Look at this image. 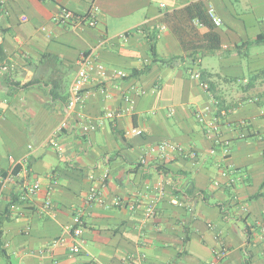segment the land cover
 Wrapping results in <instances>:
<instances>
[{
    "label": "crops",
    "instance_id": "crops-1",
    "mask_svg": "<svg viewBox=\"0 0 264 264\" xmlns=\"http://www.w3.org/2000/svg\"><path fill=\"white\" fill-rule=\"evenodd\" d=\"M196 2L223 20L221 49L197 66L154 63L148 31H158V58L189 55L173 24ZM92 8L94 27L57 21L64 9L80 17ZM0 46V241L9 259L0 253V264H264V0H0ZM85 53L110 77L90 82L87 101L70 109L51 93L70 96ZM205 108L217 132L197 120ZM108 111L123 115L110 121ZM134 128L144 135H127ZM163 141L198 157L154 155L142 165ZM35 182L39 193L23 200ZM93 191L103 203L88 202ZM76 216L80 239L70 231Z\"/></svg>",
    "mask_w": 264,
    "mask_h": 264
},
{
    "label": "built area",
    "instance_id": "built-area-1",
    "mask_svg": "<svg viewBox=\"0 0 264 264\" xmlns=\"http://www.w3.org/2000/svg\"><path fill=\"white\" fill-rule=\"evenodd\" d=\"M96 9L92 8V10L85 16H76L73 12L64 9L61 12V16L58 18V22L62 24H68V23H87L90 27H94L96 25ZM207 14L209 19L212 21V23L217 27H221L223 25V20L218 16L216 13V10L213 6H210L207 10ZM24 21L27 20V18L23 19ZM195 25L202 27L199 21H195ZM122 38H126L125 35L120 36ZM200 62V60L198 61ZM200 64V63H199ZM77 77L72 85L71 91H70V99L68 102V106L70 109H75L77 106L84 104L89 95L90 91L87 88V85L95 81L99 85L105 84L107 80H109L110 74L108 68L100 62L92 53H85L81 56V58L77 62ZM115 75L117 78H126L127 74L124 71L117 70L115 71ZM193 77L201 80V73L200 71H194L193 72ZM201 87L205 90L208 91L210 90V86L207 82H201ZM130 103L132 101L130 98L126 99ZM211 112L209 108H205L202 111L197 112V120L204 124L207 129L210 131L217 132L218 131V123L213 122V121H208V115ZM123 112H114V111H108L106 113V119L110 121H115L118 118L122 117ZM79 128L84 132V133H91L95 132L97 130L96 126H86L84 124H78ZM127 135H136V136H143L144 132L139 129H132L127 132ZM220 140L218 139L217 142ZM171 154H177L181 157H184L186 159H196L198 157V152L194 150H186L185 148L174 144L172 142L168 141H163L158 143L157 145L153 146L150 149L149 154L143 156L141 158V164L145 165L148 162V156H156L158 159L162 161H167L170 159ZM235 174L234 171L231 172H226L223 175L224 176H233ZM108 179V175L105 176L104 180ZM41 189V185L39 182H35L33 185L30 187L26 188L25 190V195L23 196V200H26L27 197L29 196H35L39 193ZM89 203H103V197L101 192H96L93 191L91 192L89 198H88ZM113 205L116 207H121L123 205V202L121 199H116L113 202ZM53 207L52 201L50 199H47L45 204H44V210L50 211ZM155 216V210L153 207H150L147 210V217L148 218H153ZM83 221H82V216H76L74 218V224L70 228V231L72 232V235L76 239H80L82 237L83 233ZM263 231H264V226H263ZM73 253H78L79 248L78 246H75L71 250ZM227 249H223L220 253H216L218 256V259H221L227 255Z\"/></svg>",
    "mask_w": 264,
    "mask_h": 264
},
{
    "label": "trees",
    "instance_id": "trees-1",
    "mask_svg": "<svg viewBox=\"0 0 264 264\" xmlns=\"http://www.w3.org/2000/svg\"><path fill=\"white\" fill-rule=\"evenodd\" d=\"M184 16V21L182 22L180 20V24H173L175 33L182 39L181 45L184 51L188 52L189 55L186 57H173L168 60H162L158 58L157 56V50H156V43L158 38V31H148V39L150 43V53L153 58L154 63H160L163 66L167 67H176L179 65V63H182L184 61L190 62L192 65H199V55L203 53H210L221 49V38L220 35L216 32V26L212 23V21L209 19L207 14L206 6L202 2H196L188 7L185 8V10L182 12ZM175 20V16H172ZM195 21H199L202 27H206L208 29V32L206 34H199L198 32V26L195 25ZM189 39H186V38ZM4 58L3 49L0 46V59L2 60ZM146 71H140L136 72V75H141L142 73H145ZM203 78V74H201V79ZM38 80H36V83ZM32 84H28L25 87H29L30 85H33L35 82H31ZM55 89L57 88V82H55ZM51 96L54 100L60 99L63 103L69 102L68 99H70L69 94L63 95V93L59 91H53L51 93ZM259 196H256L257 198ZM223 207V206H221ZM247 232L250 235V228L247 227ZM1 237V233H0ZM3 245L0 241V253L2 256L9 261L7 258L6 251L2 249ZM246 264H249L247 261Z\"/></svg>",
    "mask_w": 264,
    "mask_h": 264
},
{
    "label": "rangeland",
    "instance_id": "rangeland-1",
    "mask_svg": "<svg viewBox=\"0 0 264 264\" xmlns=\"http://www.w3.org/2000/svg\"><path fill=\"white\" fill-rule=\"evenodd\" d=\"M241 56H242V58H243V59H242V62L245 63V62H246V59H245L246 56H245L244 54H242Z\"/></svg>",
    "mask_w": 264,
    "mask_h": 264
}]
</instances>
